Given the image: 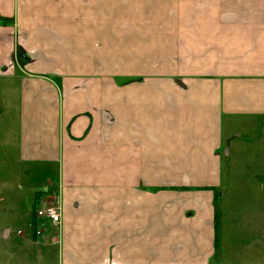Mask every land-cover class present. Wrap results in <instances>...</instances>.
Returning a JSON list of instances; mask_svg holds the SVG:
<instances>
[{
    "label": "crops",
    "instance_id": "obj_1",
    "mask_svg": "<svg viewBox=\"0 0 264 264\" xmlns=\"http://www.w3.org/2000/svg\"><path fill=\"white\" fill-rule=\"evenodd\" d=\"M101 1L0 0L7 133L62 207L0 222V264H264V191L228 192L222 153L264 118V0H121L147 15L104 27Z\"/></svg>",
    "mask_w": 264,
    "mask_h": 264
},
{
    "label": "rangeland",
    "instance_id": "obj_2",
    "mask_svg": "<svg viewBox=\"0 0 264 264\" xmlns=\"http://www.w3.org/2000/svg\"><path fill=\"white\" fill-rule=\"evenodd\" d=\"M101 3L102 27L107 26L104 24L109 20L124 17L126 14L147 15L143 11L145 9L142 8L120 7L121 0L113 1V6L116 5V8L103 7L106 3L105 0H102ZM147 10L151 11L152 9ZM75 14L76 9L69 8V15ZM178 42L180 40H177L176 43ZM17 71L23 73L21 69H17ZM15 74L19 73L7 67L0 73L4 76L0 77V222L10 227L13 232L12 237L19 240L21 238H15L14 234L19 228L48 223L42 218L38 219L36 211L44 204L46 198H54V192L50 190L51 187L54 188V185L49 184L45 178L53 177L55 171L51 168H48V172L43 167L33 169L27 166L19 154L17 134L9 135L7 133V128L13 120H16L18 111L17 103L14 99L9 98L10 91H5L2 79ZM119 79H124V77ZM235 127H237L234 132L236 135H230L232 147L222 149L224 155H227V150L230 155L225 156L230 182L228 192L235 195L262 192L264 191V118L247 119ZM44 184L47 188L44 187ZM257 203L256 211H252L254 214H258L259 209H264V200ZM51 204L56 203L51 201ZM250 205H253V202L251 204L250 201H244L245 208L248 209ZM33 235L37 239V235L40 234L33 233Z\"/></svg>",
    "mask_w": 264,
    "mask_h": 264
},
{
    "label": "built area",
    "instance_id": "obj_3",
    "mask_svg": "<svg viewBox=\"0 0 264 264\" xmlns=\"http://www.w3.org/2000/svg\"><path fill=\"white\" fill-rule=\"evenodd\" d=\"M38 219H44L51 225L58 227L62 222V207L59 204H46L42 205L36 211ZM39 234L40 232L37 231Z\"/></svg>",
    "mask_w": 264,
    "mask_h": 264
}]
</instances>
